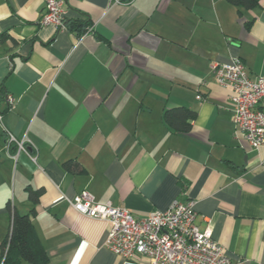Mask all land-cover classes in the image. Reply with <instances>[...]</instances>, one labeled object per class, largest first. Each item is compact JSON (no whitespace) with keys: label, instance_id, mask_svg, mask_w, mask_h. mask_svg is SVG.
<instances>
[{"label":"crops","instance_id":"0c3cea01","mask_svg":"<svg viewBox=\"0 0 264 264\" xmlns=\"http://www.w3.org/2000/svg\"><path fill=\"white\" fill-rule=\"evenodd\" d=\"M125 1L64 0L56 30L44 0H0V264L12 213L32 209L46 264H124L109 223L69 203L84 190L136 217L182 195L232 259L264 264V146L212 70L238 57L264 75V0L242 16L228 0ZM175 107L196 112L189 131L166 123ZM3 125L30 154L8 149Z\"/></svg>","mask_w":264,"mask_h":264},{"label":"built area","instance_id":"2783aa9c","mask_svg":"<svg viewBox=\"0 0 264 264\" xmlns=\"http://www.w3.org/2000/svg\"><path fill=\"white\" fill-rule=\"evenodd\" d=\"M44 2L40 24L53 25L56 30L65 28L64 0ZM212 70L217 82L232 90L233 121L246 141L253 148L264 146V75L251 78L238 57L226 63L216 62ZM198 97L201 98L200 95ZM6 101L9 108L16 99L8 95ZM3 113L4 109L0 106V123ZM4 130L8 149L15 144L19 151L30 154L26 141L18 140L5 126ZM30 156L36 160V155ZM68 201L79 213L109 223L105 245L122 257L124 264H241L225 252L210 229L199 228L195 222L197 212L194 201L182 195L166 210H153L144 217H136L129 209L111 202H98L87 190ZM8 248L9 244L6 251Z\"/></svg>","mask_w":264,"mask_h":264},{"label":"trees","instance_id":"16d2710c","mask_svg":"<svg viewBox=\"0 0 264 264\" xmlns=\"http://www.w3.org/2000/svg\"><path fill=\"white\" fill-rule=\"evenodd\" d=\"M238 7V13L243 15L244 10H251L261 4L262 0H228ZM196 112L187 107H175L165 111L164 119L173 129L179 132H187L191 129V121ZM67 169H79V164L65 162ZM40 191L30 190L29 196L32 201L38 200ZM32 209L30 213L20 214L17 211L12 213L10 232L2 242L1 255L5 256L3 264H19L20 260H26L33 264H46L49 256L42 244L33 224ZM32 213V214H31ZM9 248L6 251V246Z\"/></svg>","mask_w":264,"mask_h":264}]
</instances>
